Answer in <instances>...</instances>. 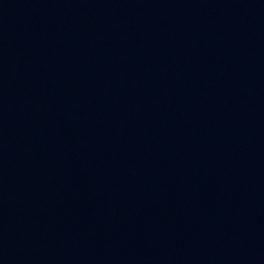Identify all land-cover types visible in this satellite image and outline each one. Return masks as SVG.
Masks as SVG:
<instances>
[{"label":"water","instance_id":"obj_1","mask_svg":"<svg viewBox=\"0 0 264 264\" xmlns=\"http://www.w3.org/2000/svg\"><path fill=\"white\" fill-rule=\"evenodd\" d=\"M0 264H264V66L196 0H0Z\"/></svg>","mask_w":264,"mask_h":264}]
</instances>
